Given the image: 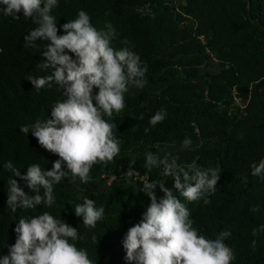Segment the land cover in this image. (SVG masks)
Returning <instances> with one entry per match:
<instances>
[{
  "label": "trees",
  "instance_id": "1",
  "mask_svg": "<svg viewBox=\"0 0 264 264\" xmlns=\"http://www.w3.org/2000/svg\"><path fill=\"white\" fill-rule=\"evenodd\" d=\"M79 10L90 15L97 29L108 22L113 25L118 34L114 48L124 47L123 40L130 42L141 65H147L146 84L143 89L130 87L125 109L111 118L121 141L113 162L94 165L87 184L62 178L54 185L52 207L38 205L13 213L6 203L9 178L27 194L36 193L5 164L11 161L24 175L31 164L51 170L59 159L20 127L50 118L51 107L63 97L55 84L37 93L26 80L28 75L51 74L36 68L42 49L23 47L24 36L35 27L32 21L22 13L19 19L0 14V257L15 243L19 219L47 211L78 229L82 239L77 246L87 250L94 264H127L123 236L150 204L140 191L142 183L164 179L178 195L173 179L161 176L162 168L143 167L150 151L161 157L166 152L178 155L182 165L219 168L220 180L209 204H187L180 197L191 211L193 227L212 239L230 230L225 243L234 250L232 264H264V231L252 236L253 228L264 225V179L253 177L250 167L264 159V0H58L52 13L58 34ZM160 109L167 116L151 127L149 118ZM146 127L150 132L145 133ZM185 138L192 141L187 149L182 148ZM133 160L140 175L128 177ZM156 195L163 196L158 187ZM85 196L97 208H105L95 228H85L74 214Z\"/></svg>",
  "mask_w": 264,
  "mask_h": 264
},
{
  "label": "clouds",
  "instance_id": "2",
  "mask_svg": "<svg viewBox=\"0 0 264 264\" xmlns=\"http://www.w3.org/2000/svg\"><path fill=\"white\" fill-rule=\"evenodd\" d=\"M57 7L58 0H0V14L19 19L18 14L22 13L35 25L24 36L23 47L42 49L43 59L36 68L51 73L39 77L28 75L26 80L37 93L55 84L63 97L51 107L50 118L20 127L23 134L31 132L41 147L59 159L53 162L51 170L31 164L24 175L11 161L5 164V168L26 181L27 187L36 193L27 194L17 180L9 178L6 203L13 213L38 205L52 207L56 203L54 185L60 184L62 178H71L70 182L78 178L87 184L94 165L113 162L120 154L121 141L114 134L117 125L111 118L125 109V94L130 87L143 89L146 84L147 65H141L140 57L128 47L129 41H121L125 46L119 49L113 47L118 34L110 22L97 29L90 15L79 10L75 19L60 26L63 34H58L57 17L52 14ZM38 41L42 46H38ZM166 116L165 109L156 111L149 118V125L156 126ZM139 118L142 120L143 114ZM151 127H146L145 133ZM191 145L190 138L182 142L184 149ZM178 161L179 156L171 152L163 157L158 152L145 153L143 167L148 171L162 168L161 176L173 179L178 195L165 186L164 179L142 183L140 191L150 199V204L139 222L123 236L127 264H232L235 253L225 243L231 231H221L214 239L207 238L193 227L187 206L200 200L210 203L208 197L216 191L220 169H202L195 163L182 165ZM134 164L135 160L129 164L128 177L140 175L132 167ZM250 167L253 177L264 179V159ZM247 179L244 176L243 182ZM157 187L163 193L160 198L156 195ZM73 210L76 217L82 218L85 228H95L104 219L105 208H97L95 201L86 196ZM14 231L15 243L8 246V255L0 257V264H94L87 250L77 246L82 239L78 229L47 211L27 220L19 219ZM262 231L264 225L253 228L252 236ZM92 239L95 241L96 237ZM251 247L256 250L255 239Z\"/></svg>",
  "mask_w": 264,
  "mask_h": 264
}]
</instances>
